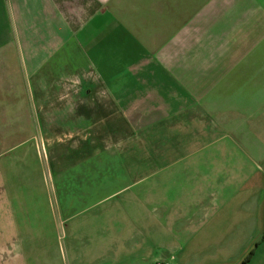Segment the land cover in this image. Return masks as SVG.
<instances>
[{
  "label": "crops",
  "instance_id": "obj_1",
  "mask_svg": "<svg viewBox=\"0 0 264 264\" xmlns=\"http://www.w3.org/2000/svg\"><path fill=\"white\" fill-rule=\"evenodd\" d=\"M264 264V0H0V264Z\"/></svg>",
  "mask_w": 264,
  "mask_h": 264
},
{
  "label": "built area",
  "instance_id": "obj_2",
  "mask_svg": "<svg viewBox=\"0 0 264 264\" xmlns=\"http://www.w3.org/2000/svg\"><path fill=\"white\" fill-rule=\"evenodd\" d=\"M157 264H161V263H157Z\"/></svg>",
  "mask_w": 264,
  "mask_h": 264
}]
</instances>
